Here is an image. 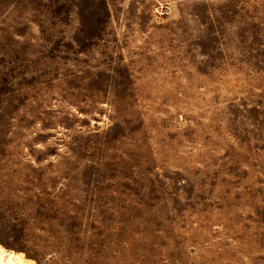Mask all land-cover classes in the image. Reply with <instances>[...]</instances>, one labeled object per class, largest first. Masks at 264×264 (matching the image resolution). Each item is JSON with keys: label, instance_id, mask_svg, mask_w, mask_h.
I'll return each instance as SVG.
<instances>
[{"label": "rangeland", "instance_id": "374dc122", "mask_svg": "<svg viewBox=\"0 0 264 264\" xmlns=\"http://www.w3.org/2000/svg\"><path fill=\"white\" fill-rule=\"evenodd\" d=\"M0 245L264 264V0H0Z\"/></svg>", "mask_w": 264, "mask_h": 264}, {"label": "bare ground", "instance_id": "6f19581e", "mask_svg": "<svg viewBox=\"0 0 264 264\" xmlns=\"http://www.w3.org/2000/svg\"><path fill=\"white\" fill-rule=\"evenodd\" d=\"M0 264H28L22 253L15 251L6 252L0 245Z\"/></svg>", "mask_w": 264, "mask_h": 264}]
</instances>
